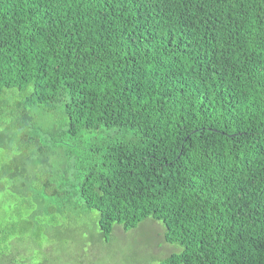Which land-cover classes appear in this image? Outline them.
I'll use <instances>...</instances> for the list:
<instances>
[{
    "label": "trees",
    "instance_id": "1",
    "mask_svg": "<svg viewBox=\"0 0 264 264\" xmlns=\"http://www.w3.org/2000/svg\"><path fill=\"white\" fill-rule=\"evenodd\" d=\"M91 210L264 264V0H0V264Z\"/></svg>",
    "mask_w": 264,
    "mask_h": 264
},
{
    "label": "rangeland",
    "instance_id": "2",
    "mask_svg": "<svg viewBox=\"0 0 264 264\" xmlns=\"http://www.w3.org/2000/svg\"><path fill=\"white\" fill-rule=\"evenodd\" d=\"M73 145L72 152L74 149L79 151ZM75 150L74 159L78 155ZM62 180L67 183L72 179L63 177ZM66 216L40 239L43 247H51L53 254L59 256L58 264H159L161 257L175 250L164 240L163 228L158 221L148 220L128 231L115 226L107 242L97 243L99 224L96 210L89 214L72 212ZM27 247L29 254L31 251L36 254L35 245L28 244ZM32 257L38 259L37 255Z\"/></svg>",
    "mask_w": 264,
    "mask_h": 264
}]
</instances>
